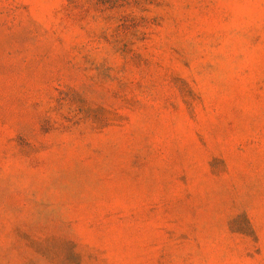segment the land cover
Instances as JSON below:
<instances>
[{
    "label": "rangeland",
    "instance_id": "obj_1",
    "mask_svg": "<svg viewBox=\"0 0 264 264\" xmlns=\"http://www.w3.org/2000/svg\"><path fill=\"white\" fill-rule=\"evenodd\" d=\"M0 264H264V0H0Z\"/></svg>",
    "mask_w": 264,
    "mask_h": 264
}]
</instances>
